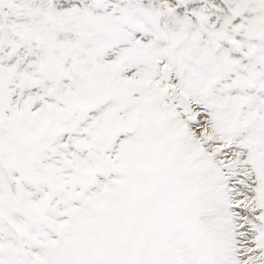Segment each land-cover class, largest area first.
<instances>
[{"label":"snow or ice","instance_id":"obj_1","mask_svg":"<svg viewBox=\"0 0 264 264\" xmlns=\"http://www.w3.org/2000/svg\"><path fill=\"white\" fill-rule=\"evenodd\" d=\"M0 264H264V0H0Z\"/></svg>","mask_w":264,"mask_h":264}]
</instances>
